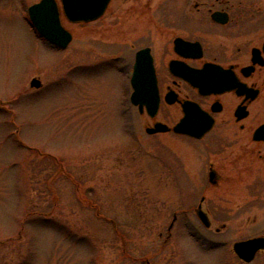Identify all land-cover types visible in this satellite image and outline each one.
Wrapping results in <instances>:
<instances>
[{"label": "rangeland", "instance_id": "374dc122", "mask_svg": "<svg viewBox=\"0 0 264 264\" xmlns=\"http://www.w3.org/2000/svg\"><path fill=\"white\" fill-rule=\"evenodd\" d=\"M143 1L180 11L191 0H110L89 22L62 15L72 39L57 49L35 35L16 0H0V264H143L146 254L159 264L158 233L175 209L182 215L192 202V138L148 134L147 117L134 110L139 141L131 139L119 112L124 75L80 68L98 58L92 49L112 59L140 48ZM32 77L39 88L30 87ZM165 113L174 111L164 108L156 118ZM225 153L215 155L221 160ZM253 178L264 196V171L231 181L232 189ZM236 194L216 199L237 200ZM177 226V244L190 257L180 264H220L216 253L192 250L183 223ZM165 254L162 263H173Z\"/></svg>", "mask_w": 264, "mask_h": 264}, {"label": "flooded vegetation", "instance_id": "af4514ba", "mask_svg": "<svg viewBox=\"0 0 264 264\" xmlns=\"http://www.w3.org/2000/svg\"><path fill=\"white\" fill-rule=\"evenodd\" d=\"M16 1L26 12L38 0L28 4L26 0ZM189 4L180 11L151 8L146 1L138 4L144 5L142 16H146L140 48H149L159 93L158 109L153 116L145 106L140 110L130 100L135 53H119L110 59L92 49L98 58L87 65L82 63L80 68L93 75L113 68L124 75L121 90L126 105H120L119 112L131 139L139 141L132 134L133 130L136 132L134 110L147 117L143 123L146 133L147 128L160 121L168 129L153 134L173 133L192 138V202L180 211L182 215L175 209L158 233L163 246L157 249L158 263L165 264L162 261L167 259V251L171 264L190 261L189 249L177 244L174 234L181 222L192 250L216 253L220 264H264V226L257 225L264 221L262 185L256 178L243 189H232L237 184H231L248 175L259 177L264 171V0H191ZM125 35V43L131 48V27H127ZM169 94L175 97L172 102L166 100ZM184 101H192V126L202 131L200 135L188 136L171 129L183 114ZM164 108L174 113L156 118L162 116ZM204 127L207 128L200 130ZM219 151L226 152L221 160L215 155ZM234 191L238 192L237 200L216 199L223 192ZM243 191L250 192L248 198H244ZM253 238H261L263 246L254 249L249 258L241 257L235 243ZM169 241L172 247L166 249ZM227 254L232 258L229 261ZM152 256L144 255L143 264H155Z\"/></svg>", "mask_w": 264, "mask_h": 264}, {"label": "water", "instance_id": "95a60500", "mask_svg": "<svg viewBox=\"0 0 264 264\" xmlns=\"http://www.w3.org/2000/svg\"><path fill=\"white\" fill-rule=\"evenodd\" d=\"M110 0H39L28 7V16L35 30L46 40L58 47L64 48L72 39L71 32L63 25L61 15L69 22H87L98 18L106 9ZM264 48V46H263ZM192 83V79L187 78ZM133 91L131 102L142 110L145 106L150 115H154L159 105V93L156 75L152 64L149 48H140L135 53L133 71L131 75ZM29 85L37 88L41 85L38 77H32ZM169 96V97H168ZM175 97L166 96L168 102ZM183 114L180 120L171 128L174 132L188 136L200 135L202 131L192 126V101L182 103ZM200 128V130H204ZM167 126L156 121L152 127L147 128L148 133L167 130ZM263 129L260 128V130ZM263 246L261 238H253L235 243V250L241 257L249 258L252 251Z\"/></svg>", "mask_w": 264, "mask_h": 264}]
</instances>
